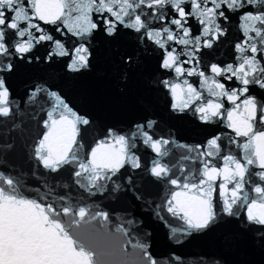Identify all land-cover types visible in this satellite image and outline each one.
I'll list each match as a JSON object with an SVG mask.
<instances>
[{"label":"snow or ice","instance_id":"1","mask_svg":"<svg viewBox=\"0 0 264 264\" xmlns=\"http://www.w3.org/2000/svg\"><path fill=\"white\" fill-rule=\"evenodd\" d=\"M233 19L239 36L230 59L213 62ZM122 35L157 53L155 83L171 111L196 116L207 136L181 142L145 107L139 121L104 128L88 142L93 121L55 78L33 83L26 103H44L39 119L31 116L40 131L26 147L39 185L29 190L25 173L8 167L14 143L0 137V264H188L175 249L166 258L151 251V234L127 199L154 204L177 247L181 237L242 213L264 240V0H0V120L12 121L10 131L20 127L10 79L22 64L78 76L93 67L94 40ZM120 61L131 69L138 57ZM131 172L165 189L159 203ZM97 196L126 198L125 207H102ZM195 264L222 261L201 256Z\"/></svg>","mask_w":264,"mask_h":264},{"label":"water","instance_id":"2","mask_svg":"<svg viewBox=\"0 0 264 264\" xmlns=\"http://www.w3.org/2000/svg\"><path fill=\"white\" fill-rule=\"evenodd\" d=\"M238 22L237 19L232 20L228 25L230 32L225 42L211 52L208 58L213 62L230 59L232 42L239 36ZM93 46L95 49L93 67L78 76L64 73L59 66L54 71L42 62H33L31 65L22 64L10 79L14 98L20 105V112L16 117V123L20 127L10 131L12 121L0 120V137L14 143V150L7 156L8 167L25 173L29 190L39 185V181L29 174L35 162L29 158L30 150L26 146L40 131L31 116L36 114L39 119L42 115L39 111L40 105L44 101H39L35 107L28 105L27 91L33 83L41 82L45 78H55V82L63 89L70 104L80 114L87 115L93 121L85 134L88 142L95 139L104 128L113 126L126 128L131 122L139 121L145 107L161 121L162 128L170 129L181 142L201 143L208 134L196 116L171 111L168 106L170 96L155 83L159 77L155 60L157 53L143 51L131 35H122L117 40L99 36L93 41ZM130 53H135L138 57L137 65L131 69L120 61V57ZM125 74L126 80L123 79ZM219 127L223 128V125ZM130 174L136 178L137 185L142 186L149 194L147 198L150 202L161 201L165 191L163 187L158 188L149 182L146 173ZM93 199L102 207L120 212L125 207L126 198L114 200L97 196ZM127 206L144 220L143 227L151 234L149 237L151 251L158 258H166L175 249L188 264H195L201 256L205 258L214 256L221 259L222 264H264V240H261L251 226L243 223V213L239 219L224 216L204 233H194L187 238L181 237L185 239V243L182 247H177L168 239L169 228L154 215V204L149 207L127 199ZM162 214L173 226H180L183 223L171 218L166 212ZM128 251L132 252L133 249L129 248Z\"/></svg>","mask_w":264,"mask_h":264}]
</instances>
